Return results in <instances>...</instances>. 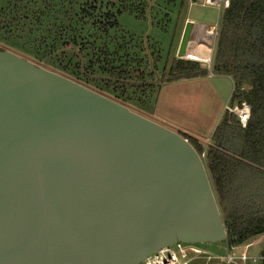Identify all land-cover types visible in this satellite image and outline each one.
Returning a JSON list of instances; mask_svg holds the SVG:
<instances>
[{
    "label": "water",
    "instance_id": "obj_1",
    "mask_svg": "<svg viewBox=\"0 0 264 264\" xmlns=\"http://www.w3.org/2000/svg\"><path fill=\"white\" fill-rule=\"evenodd\" d=\"M226 239L186 138L0 49V264H142L178 242Z\"/></svg>",
    "mask_w": 264,
    "mask_h": 264
},
{
    "label": "trees",
    "instance_id": "obj_2",
    "mask_svg": "<svg viewBox=\"0 0 264 264\" xmlns=\"http://www.w3.org/2000/svg\"><path fill=\"white\" fill-rule=\"evenodd\" d=\"M187 2L4 0L0 43L118 103L154 114L164 83L208 76L195 61L175 59L167 67L170 44L154 36L155 30L171 33ZM155 71L167 78L151 83ZM212 72L233 80L231 105L248 103L250 120L243 127L225 112L207 147L181 135L203 158L226 226L223 243L241 248L264 235V0H229Z\"/></svg>",
    "mask_w": 264,
    "mask_h": 264
},
{
    "label": "rangeland",
    "instance_id": "obj_3",
    "mask_svg": "<svg viewBox=\"0 0 264 264\" xmlns=\"http://www.w3.org/2000/svg\"><path fill=\"white\" fill-rule=\"evenodd\" d=\"M3 1L4 0H0V3H2ZM189 19L194 20L196 23H199L200 25L204 24V25H208L209 27H213L214 30L213 32H215L216 34L212 46L211 61L204 62L203 60L201 61L193 60L195 62H199L204 69L208 70V75L212 76L213 72L211 73V71L209 72V70L210 69L213 70L214 68L215 53H216L218 37L222 22V9L218 6L217 3H214L212 1V4L208 5L206 3H203V0H199V2L194 5L187 4L185 9L178 17L176 25L171 26L170 29L171 33H169L168 35L167 34L163 35L161 31L155 30L154 36L156 37V39L159 40L161 39V41L166 43L167 45L168 42L170 44V46H168L169 51L167 58L168 59L167 67H169L171 63L175 59H177L178 50L185 31V27L189 22ZM199 24H195V25H199ZM151 30H149V33L153 32ZM203 42L204 41L202 40V43ZM196 43L197 42L195 40L190 41L191 45H194ZM0 49L9 50L13 53L22 56L23 58L36 62L33 58L29 56H25L24 54L17 52L15 50H12L6 47L2 43H0ZM38 65L39 66L41 65L42 67H45L50 71L58 73V70L46 64L38 63ZM155 72L158 74L151 83L158 84L160 80L164 81L167 78V73L164 74L163 76L161 71H155ZM89 87H91V89L93 88L95 89L94 86H89ZM161 93H162V97H164L163 104L160 108L161 117L157 115V113L148 114V113L140 112V110L137 109L136 107L130 104L127 105L134 112L155 122L156 124H159L179 134L188 135L187 131L189 130H184V128L186 127L190 129V131L191 130L195 131L199 129H202L204 131L206 130L204 132L205 134L203 135L204 138L200 141V143L206 147L207 144L205 140H208L210 137V134L207 133L208 130L210 131L212 124L215 121H218V119L222 114L224 116V113L226 112L225 111L226 106L231 104L233 85L226 77L210 78V80L194 79V80L179 81L168 85L167 83H164L158 93V99ZM107 97L111 98L110 96ZM198 245L203 249H205L211 256L216 257V259L208 263L203 261L196 264H225L222 258H224L228 253H231L233 255L234 254L241 255L243 251H246L247 254L252 257L263 255L264 235L258 237V239L255 241L248 242L245 246H243L241 250H237L235 251V253L230 252L227 249V246L223 242L205 243ZM246 248L247 250H245Z\"/></svg>",
    "mask_w": 264,
    "mask_h": 264
},
{
    "label": "built area",
    "instance_id": "obj_4",
    "mask_svg": "<svg viewBox=\"0 0 264 264\" xmlns=\"http://www.w3.org/2000/svg\"><path fill=\"white\" fill-rule=\"evenodd\" d=\"M217 3L218 6L224 12L229 6V0H209V4ZM216 36V34H215ZM225 111L235 115L241 125L245 127L250 120L251 106L248 103H242L241 105H228ZM227 249L230 252L239 250V248ZM247 250V248L245 249ZM216 259L211 256L205 249L198 244H188L178 242L169 246L159 252L151 254L142 264H195L205 261L206 263ZM222 260L225 264H264V254L257 257H252L243 251L241 255L228 253Z\"/></svg>",
    "mask_w": 264,
    "mask_h": 264
},
{
    "label": "bare ground",
    "instance_id": "obj_5",
    "mask_svg": "<svg viewBox=\"0 0 264 264\" xmlns=\"http://www.w3.org/2000/svg\"><path fill=\"white\" fill-rule=\"evenodd\" d=\"M197 26V27H196ZM192 30L190 41H196L197 43L191 45L189 43L185 57L191 60H203L204 62H210L212 56V45L215 32L209 31L207 27L201 25H195ZM202 40L204 41L202 43ZM211 49H210V47Z\"/></svg>",
    "mask_w": 264,
    "mask_h": 264
},
{
    "label": "crops",
    "instance_id": "obj_6",
    "mask_svg": "<svg viewBox=\"0 0 264 264\" xmlns=\"http://www.w3.org/2000/svg\"><path fill=\"white\" fill-rule=\"evenodd\" d=\"M199 2V0H196L195 2L194 1H191V0H188V2H187V4H190V5H194V4H196V3H198ZM209 0H203V3H206V4H208V5H210L209 3ZM223 11H222V16H223ZM189 22H191V23H193L194 24V26H195V24H199V23H196L194 20H191V19H189ZM200 25V24H199ZM201 26H205V27H207V29L208 30H212V31H214L213 30V27H209L208 25H201ZM194 30V29H193ZM214 39H215V36H214ZM192 40V39H191ZM213 42H214V40H213ZM212 46H213V44H212ZM184 60H190V61H193V60H191V59H184ZM197 61V60H196ZM203 62V61H202ZM202 66V65H201ZM211 71V73H212V70L210 69L209 70V72ZM216 77H226V76H215V75H213L212 74V76H206V77H200V78H195V80H199V79H201V80H206V79H208V80H210V78H216ZM230 82H231V84L233 85V88H234V84H233V80L230 78V77H226ZM190 80H194V79H190ZM183 81H185V80H183ZM176 83V82H175ZM173 84V83H172ZM168 85V84H167ZM162 93H163V91H162ZM162 93L160 94V96H159V99H158V103H157V105H156V109H155V113H157V115H161L160 114V108H161V106H162V104H163V99H164V97H162ZM163 116V115H162ZM222 116H223V114L220 116V118L218 119V121H215L213 124H212V129L210 128V131L208 130V132L207 133H209L210 134V137H209V139L208 140H205V142H206V144H207V146L211 143V137H212V135H213V132H214V130L216 129V127L219 125V122H220V120H221V118H222ZM161 117V116H160ZM183 128V127H182ZM184 130H189V131H187L188 133V135H190L191 137H193V138H195V139H197L199 142L204 138L203 137V135L205 134L204 132L206 131H204V130H202V129H199V130H195V131H190V129H188L187 127L186 128H184ZM186 133V132H185ZM206 146V147H207ZM258 238H256L255 240H257ZM255 240H253V241H255ZM243 247H241V248H239V250H241ZM196 264V263H195Z\"/></svg>",
    "mask_w": 264,
    "mask_h": 264
}]
</instances>
